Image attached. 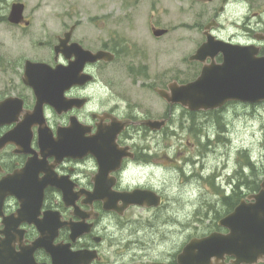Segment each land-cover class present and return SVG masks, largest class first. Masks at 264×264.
Returning a JSON list of instances; mask_svg holds the SVG:
<instances>
[{"label":"flooded vegetation","instance_id":"flooded-vegetation-1","mask_svg":"<svg viewBox=\"0 0 264 264\" xmlns=\"http://www.w3.org/2000/svg\"><path fill=\"white\" fill-rule=\"evenodd\" d=\"M196 2L204 4L207 17L199 46L206 39L207 29L228 43L255 44L261 52L264 50V0ZM231 6H236V16H226ZM11 8L3 21L20 31L30 29L32 15H24L29 25H15L8 20ZM150 26L151 31L162 27L155 23ZM232 27L235 31L230 30ZM39 44L45 46V42ZM55 44L49 47L53 55ZM98 49L117 55L107 45ZM222 59V54L217 55V61ZM60 60L67 63L62 56ZM25 61L20 60L19 67L7 70L0 80V107L7 101V106L0 109V264H180L179 254L193 237L179 250L160 257L147 251L146 246L153 242L145 246V234L139 233L140 229L122 234L112 228L124 226L138 209L163 207L161 191L135 177L144 169L175 166V158L164 151L166 139L171 137L164 130L171 126L178 105L167 104L166 116L162 117L167 120L166 126L152 130L141 120L155 117L115 96L113 90L119 84L108 77L106 68L111 62L98 61L86 66L89 82L64 92V99L75 100L76 104L59 111L49 102L40 105L44 98L24 80ZM189 62L202 68L198 61ZM168 84L153 89L168 88ZM61 130L65 137L60 138ZM153 141H157V148ZM62 145L69 150L53 148ZM102 157L108 173L98 180ZM97 186L127 194L152 190L162 202L147 207L132 203L138 197L126 202L118 198L108 209L106 199L95 196ZM212 230L226 231L218 225ZM38 239L41 245L36 244ZM108 249L111 255L106 254Z\"/></svg>","mask_w":264,"mask_h":264},{"label":"rangeland","instance_id":"rangeland-1","mask_svg":"<svg viewBox=\"0 0 264 264\" xmlns=\"http://www.w3.org/2000/svg\"><path fill=\"white\" fill-rule=\"evenodd\" d=\"M14 1L0 0V80L26 58L52 63L49 47L74 23L79 25L74 40L93 50L107 45L118 52L106 66L108 77L119 84L113 94L152 117L162 118L168 110L153 86L173 79L188 82L200 73L199 65L188 60L203 41L207 20L204 4L196 0H23L26 13L33 17L26 31L3 21ZM226 16H236V6ZM151 23L168 28V34L156 38ZM164 133L171 134L164 151L175 158V166L144 169L135 177L161 191L163 207L138 209L124 226L112 225L122 234L140 229L144 244L153 242L145 244L147 251L160 257L179 250L191 237L216 229L218 220L230 211L223 200L225 192L231 195L236 183L243 194L253 193L255 182L261 183L264 102H230L219 111L198 114L178 106ZM248 159L255 162V170L247 167Z\"/></svg>","mask_w":264,"mask_h":264},{"label":"water","instance_id":"water-1","mask_svg":"<svg viewBox=\"0 0 264 264\" xmlns=\"http://www.w3.org/2000/svg\"><path fill=\"white\" fill-rule=\"evenodd\" d=\"M24 7L23 3H14L9 20L21 23ZM75 28L76 25H73L60 36L55 46V60L62 53L68 59L67 65L59 63L53 67L46 62H26L24 80L35 88L39 97L44 98H39L40 105L49 102L59 111L73 107L75 100L64 99L63 94L73 85L90 80L91 77L84 73L85 65L115 59V54L110 51L95 52L84 48L79 42H71ZM153 32L155 36H161L167 30L154 28ZM205 34L206 41L189 58L203 63L200 75L184 84L173 81L168 84L169 89L156 88V91L169 103L181 104L192 111L217 109L231 101L251 104L264 102V55H259L260 48L228 44L216 39L208 31ZM221 52L223 61L217 63L215 57ZM209 58L211 62H207ZM141 123L153 130H160L167 120L145 119ZM59 135L60 138L65 137L62 130ZM53 148L69 150L66 145ZM99 161L101 168L98 180H101L108 170L106 159L102 157ZM95 196L104 197L108 209L113 207L118 198L126 202L128 198L138 197L132 203L147 207L158 206L162 202L161 196L152 190H137L127 194L116 192L108 186H97ZM219 225L228 229V232H212L205 237L193 238L179 254V263L228 264L227 257H234L233 264L264 261V179L260 190L242 199L232 212L220 219ZM36 244L41 245V239Z\"/></svg>","mask_w":264,"mask_h":264},{"label":"trees","instance_id":"trees-1","mask_svg":"<svg viewBox=\"0 0 264 264\" xmlns=\"http://www.w3.org/2000/svg\"><path fill=\"white\" fill-rule=\"evenodd\" d=\"M255 166H256L255 162L251 161V159L247 160V167H250L252 170H255L256 169ZM263 173H264V171H263ZM245 183L251 184V182L249 180H247ZM253 187H254L253 188L254 191H258L260 189V182L256 181L255 185ZM233 192L234 193H232L231 195L224 196V198H223V200L225 201V204L229 206V210H232L241 201V199L245 196V194H243L241 191L240 182L236 183V188L235 187L233 188ZM262 264H264V263H262Z\"/></svg>","mask_w":264,"mask_h":264},{"label":"clouds","instance_id":"clouds-1","mask_svg":"<svg viewBox=\"0 0 264 264\" xmlns=\"http://www.w3.org/2000/svg\"><path fill=\"white\" fill-rule=\"evenodd\" d=\"M174 242H175L177 245L179 244V240H178V239H175V238H174ZM111 252H112L111 249L106 250V254H108V255H111Z\"/></svg>","mask_w":264,"mask_h":264}]
</instances>
